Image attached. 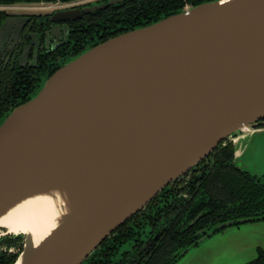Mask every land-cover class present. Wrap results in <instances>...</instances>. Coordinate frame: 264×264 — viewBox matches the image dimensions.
Here are the masks:
<instances>
[{"label": "water", "instance_id": "1", "mask_svg": "<svg viewBox=\"0 0 264 264\" xmlns=\"http://www.w3.org/2000/svg\"><path fill=\"white\" fill-rule=\"evenodd\" d=\"M123 1L88 0L53 18ZM263 116L264 0L187 3L66 58L0 121V217L37 194L63 203L38 243L19 233L13 264H79L224 138L233 166L257 175ZM210 240L181 257L210 244L204 263L246 264L264 252V219Z\"/></svg>", "mask_w": 264, "mask_h": 264}, {"label": "flooded vegetation", "instance_id": "2", "mask_svg": "<svg viewBox=\"0 0 264 264\" xmlns=\"http://www.w3.org/2000/svg\"><path fill=\"white\" fill-rule=\"evenodd\" d=\"M88 0L59 2L40 0L31 4L0 6V118L28 100L40 82L54 73L68 57L87 46L106 40L125 25L119 11L105 7L75 19L57 20V8L80 7ZM30 8L47 9L32 12ZM256 128H264V116ZM233 143L224 138L182 175L169 181L143 207L113 228L79 264H149L155 248L172 241L170 256L177 259L180 248L230 226H240L264 215V175L244 174L250 181L241 195L253 199L255 186L261 190L253 205L244 199L230 202L228 190L214 188L211 177L219 166L217 153ZM256 217V218H255ZM250 218L251 220H248ZM24 237L0 234V264H13L22 250Z\"/></svg>", "mask_w": 264, "mask_h": 264}, {"label": "trees", "instance_id": "3", "mask_svg": "<svg viewBox=\"0 0 264 264\" xmlns=\"http://www.w3.org/2000/svg\"><path fill=\"white\" fill-rule=\"evenodd\" d=\"M40 0H0V6H10V5H20V4H31L34 2H38ZM45 1H59V2H71L76 0H45ZM205 0H125L121 3L115 5L107 6L109 8H115L119 11V20L122 21L121 17H124V22L126 26H122L119 32H123L129 30L138 25H144L159 19L160 17L167 16L181 9L185 4H197ZM102 10V9H101ZM99 10V11H101ZM41 83V82H40ZM40 85V84H39ZM39 87V86H38ZM37 87V88H38ZM35 88L29 97L35 92L37 89ZM8 112L4 113L0 118V121ZM217 153L219 166H214L211 171V177L216 180L213 183L214 188H222L228 190V192L232 195L230 198V202H235L243 198L241 192L250 183V181L246 180L243 176L244 174H248L246 171H241L238 168L234 167L232 162V146L230 144L223 146ZM264 181V177L261 179ZM257 192H254V197L249 202L244 199L243 205H253L256 201L257 195L261 194V190H259L255 186ZM256 218V217H255ZM259 219H264V215ZM192 245H186L180 248V251L190 247ZM172 241H164V243L158 245L150 259L149 264H172L176 259H172L170 256L172 249ZM246 264H264V252L261 249H258V257Z\"/></svg>", "mask_w": 264, "mask_h": 264}, {"label": "bare ground", "instance_id": "4", "mask_svg": "<svg viewBox=\"0 0 264 264\" xmlns=\"http://www.w3.org/2000/svg\"><path fill=\"white\" fill-rule=\"evenodd\" d=\"M63 206L57 196L37 194L20 200L0 217L7 233L30 232L35 243L42 240L55 223L57 209Z\"/></svg>", "mask_w": 264, "mask_h": 264}, {"label": "rangeland", "instance_id": "5", "mask_svg": "<svg viewBox=\"0 0 264 264\" xmlns=\"http://www.w3.org/2000/svg\"><path fill=\"white\" fill-rule=\"evenodd\" d=\"M29 11H32V12H38V11L45 12V11H48V10L47 9H39V8L38 9L37 8H30ZM256 173H257V175L261 176L264 173V170H259ZM235 227L236 226H230L229 228L226 229L225 232H228V231L230 232L231 230H235ZM5 231H6L5 228H2V227L0 228V234L2 232H5ZM7 234H9V233H7ZM214 236H216V235H213L210 238L206 237V238L202 239L201 243L203 241L204 242L206 241V242H211V244H214L215 240H210ZM209 247H210V244L203 246L202 249L199 250L197 248V246H193L191 248V250L187 251L182 257H180L175 264H206V263H204L201 260V257L203 256L204 253L208 252Z\"/></svg>", "mask_w": 264, "mask_h": 264}, {"label": "built area", "instance_id": "6", "mask_svg": "<svg viewBox=\"0 0 264 264\" xmlns=\"http://www.w3.org/2000/svg\"><path fill=\"white\" fill-rule=\"evenodd\" d=\"M53 3H54V4H57V3H59V1H54Z\"/></svg>", "mask_w": 264, "mask_h": 264}]
</instances>
